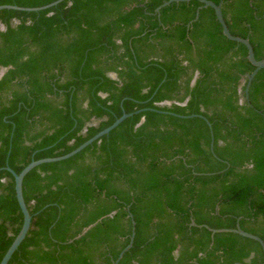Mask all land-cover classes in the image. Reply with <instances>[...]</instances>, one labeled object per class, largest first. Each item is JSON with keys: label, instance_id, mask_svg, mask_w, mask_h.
<instances>
[{"label": "trees", "instance_id": "obj_1", "mask_svg": "<svg viewBox=\"0 0 264 264\" xmlns=\"http://www.w3.org/2000/svg\"><path fill=\"white\" fill-rule=\"evenodd\" d=\"M168 1L0 11V262L23 224L6 168L66 155L126 113L82 152L27 174L31 227L8 264H113L133 229L119 264H264L258 242L207 228L264 240V69L246 99V47L212 8L197 20V0L157 13ZM210 1L263 60L264 0Z\"/></svg>", "mask_w": 264, "mask_h": 264}, {"label": "water", "instance_id": "obj_2", "mask_svg": "<svg viewBox=\"0 0 264 264\" xmlns=\"http://www.w3.org/2000/svg\"><path fill=\"white\" fill-rule=\"evenodd\" d=\"M63 1H65V0H57L53 3L48 4V5L41 6V7H35V8H25V7L15 6V5H1L0 11L8 9V10H17V11H25V12H39V11H43V10L49 9L51 7L57 6L58 4H60ZM190 1H192V0H170L168 2H165L161 7H159L156 10V12L158 13L163 7H166L173 2L179 3V2H190ZM197 1L202 3L203 7H200L198 9V11L196 13V19L195 20H197L199 18V11L201 8H212L215 12V15H216V18H217L219 24L222 27L223 35L228 40H230L232 42H236L238 44H242L246 47L247 54H248L247 58H248L249 62L255 67V70L251 74L246 75V77H245L247 79L246 86H245V94H246V99H248V92H249V88H250L252 80L254 79V77L257 75V73L260 70L264 69V59L263 60H257L255 58L253 47L247 38L245 39L242 37L234 36L230 32V30L226 24V21L224 19L223 13H222V5H223L222 2L217 5L210 0H197ZM142 111H139V112H142ZM132 115L133 114L124 113L111 126L102 130L101 132H99L98 134L93 136L91 139H89L88 141L83 143L81 146H79L78 148H76L75 150H73L72 152H70L66 155H63L60 157H54V158H44V159H40V160H32L19 174H17L15 171H13L9 167L6 168L14 177L16 198H17L20 210H21L22 215H23V224H22V227H21L19 233L15 237L14 241L12 242V244L10 245L8 250L6 251L5 255L3 256L0 264H8L9 263L13 254L16 252V250L19 248V246L25 240V238H26V236L30 230V227H31L32 216L29 212V209L27 207V204L25 202L24 195H23V182H24V179L27 176V174H29L33 169H35L36 167H38L40 165H43L46 163L63 161V160L69 159V158L77 155L78 153L82 152L85 148H87L89 145L93 144L96 141H99L103 136L108 135L111 131H113L115 128H117L125 119H127L128 117H130ZM196 116L197 115L181 116V117L193 118ZM207 123H208L209 127L211 128V124L208 121H207ZM212 138H213V136H212ZM211 150L213 152V141H212V145H211ZM133 225H134V223H133ZM192 225L196 226V224L194 222L192 223ZM91 227L92 226L85 229L84 233L87 232ZM207 228L212 232V234L220 233V232H232V233L239 234L245 238L252 239V240H254L260 244V246L263 250V253H264V240L261 239L259 236H256L254 234H251V233H248V232L242 230L239 225L237 226L236 229H211L209 227H207ZM133 238H134V229H133V234L131 237L130 244L119 254L118 259L115 260L113 262V264H119V261L123 257L124 253L132 247Z\"/></svg>", "mask_w": 264, "mask_h": 264}, {"label": "flooded vegetation", "instance_id": "obj_3", "mask_svg": "<svg viewBox=\"0 0 264 264\" xmlns=\"http://www.w3.org/2000/svg\"><path fill=\"white\" fill-rule=\"evenodd\" d=\"M0 30H4L3 25L0 26ZM3 69H4V68H1V69H0V81H1V79L3 78V76L5 75V74H4V75L2 76V73H1V72H2ZM7 71H8V70H7ZM7 71H5V73H6ZM109 76H110L111 78H113V79H117V74H115V73H110Z\"/></svg>", "mask_w": 264, "mask_h": 264}, {"label": "crops", "instance_id": "obj_4", "mask_svg": "<svg viewBox=\"0 0 264 264\" xmlns=\"http://www.w3.org/2000/svg\"><path fill=\"white\" fill-rule=\"evenodd\" d=\"M7 70H8V69H5V68L2 70V72H1V73H2V76L5 74V71H7ZM193 83H194V82H193ZM168 104H169V103H168Z\"/></svg>", "mask_w": 264, "mask_h": 264}]
</instances>
